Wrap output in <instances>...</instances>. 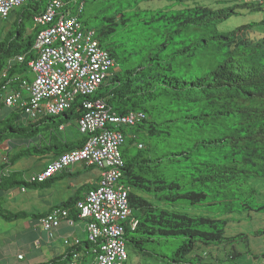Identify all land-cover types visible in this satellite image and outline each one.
I'll return each instance as SVG.
<instances>
[{
  "label": "trees",
  "instance_id": "1",
  "mask_svg": "<svg viewBox=\"0 0 264 264\" xmlns=\"http://www.w3.org/2000/svg\"><path fill=\"white\" fill-rule=\"evenodd\" d=\"M49 1L31 0L20 13L12 12L8 19L15 20L0 42V148H8L0 162V190L49 186L55 176L28 183L20 173L8 171L22 158L57 159L81 147L86 138L77 132L67 137L65 131L69 125L77 128L87 99L104 100L120 115L146 116L134 127L119 128L126 147L122 183L139 220L138 228L124 237L127 248L143 260L204 264L193 256L196 251L225 246L230 254L215 264H237L242 254L235 246L247 236L227 237L230 219L241 214L238 210H264L250 201L257 195L251 183L264 180V35L253 36L264 21L226 33L219 27L243 8L264 11V0L216 11L199 0H82L90 13H98L90 17L83 10L79 18L95 31L118 69L109 84L91 97L79 96L67 112L26 123L25 111L8 108L4 100L28 80L40 31L34 19ZM152 2L163 6L153 8ZM97 21L99 28L90 27ZM30 25L34 32H28ZM22 56L26 61L19 63ZM95 188L84 187L61 206L70 211L71 220L79 219L74 207L82 192ZM27 216L0 209V218L9 222Z\"/></svg>",
  "mask_w": 264,
  "mask_h": 264
},
{
  "label": "built area",
  "instance_id": "2",
  "mask_svg": "<svg viewBox=\"0 0 264 264\" xmlns=\"http://www.w3.org/2000/svg\"><path fill=\"white\" fill-rule=\"evenodd\" d=\"M30 1L0 0V18L8 19L12 12ZM68 1L51 0L46 10L35 17L40 31L34 40L33 59L28 62L34 78L23 81L19 92L5 97L8 108L20 107L25 111L26 123L67 112L79 96H93L116 68L115 60L101 46L95 31L85 28L80 20L83 5L75 14ZM17 60L24 63L26 56ZM22 89L27 91V97ZM83 107L86 112L77 126L79 134L86 138L84 144L52 161L30 183H43L77 165L100 169L98 186L89 190L74 207L78 218L86 222L88 241L99 246L94 251L95 264H146L131 262L124 240L128 230L138 228L139 220L134 216L129 188L122 183L125 136L109 128L134 127L145 115L141 112L119 115L104 100L87 99ZM65 220L71 221L70 211L56 207L42 216L39 224L51 232ZM65 244L79 246L80 241L66 240ZM77 258L74 254L70 264H77Z\"/></svg>",
  "mask_w": 264,
  "mask_h": 264
},
{
  "label": "crops",
  "instance_id": "3",
  "mask_svg": "<svg viewBox=\"0 0 264 264\" xmlns=\"http://www.w3.org/2000/svg\"><path fill=\"white\" fill-rule=\"evenodd\" d=\"M10 30L11 25L4 28L6 35ZM73 134L77 136L76 132ZM52 160L53 158H50L49 162ZM8 172L12 173L10 169ZM72 174L74 176H70ZM100 178L101 170L77 165L69 171L56 175L52 179L54 181L46 187L0 190V209L12 213L30 214L11 222L0 218V264H50L53 261H58L59 264H70L74 254L78 256L77 264H95L94 250L83 246L88 243L85 221L65 220L58 228L47 232L41 228L39 219L52 208L69 202L84 187L97 185ZM87 191L88 189L82 192V198ZM76 239L80 241L82 247L73 253L70 259H67L69 251L77 247L73 244L66 246L65 241L69 240L73 243ZM211 248L221 249L226 255L230 252L229 247ZM20 256L24 258L21 260ZM194 256L204 259L197 254Z\"/></svg>",
  "mask_w": 264,
  "mask_h": 264
},
{
  "label": "rangeland",
  "instance_id": "4",
  "mask_svg": "<svg viewBox=\"0 0 264 264\" xmlns=\"http://www.w3.org/2000/svg\"><path fill=\"white\" fill-rule=\"evenodd\" d=\"M68 2H69L68 3L69 7L72 8L74 11H78V8L81 7V5L83 4L82 0H69ZM197 3L209 7L213 11H216L221 8L233 7L236 5H244L250 2L248 0H199ZM27 5L28 3L25 4V6ZM150 6H153V8H155L163 5L160 4L159 2H152ZM83 10L85 14H89L91 12V8L88 5H86V7H84ZM20 12H21L20 8H18L16 10V13H20ZM97 13L98 12L90 13V17L96 16ZM13 19L15 20L14 16L6 20L0 18V42H2L7 36L4 31V28H7L10 25V22L14 21ZM262 21H264V11L262 12L255 11L254 8L250 6V9L243 8V10L240 11L238 17H234L231 20L223 23L219 27V31L221 33L231 32L237 29L238 27L249 25L255 22H262ZM100 25H101L100 21H97L96 23H93V25L90 27L96 29L99 28ZM27 28L29 33L34 32V25L27 26ZM261 35H264V28L253 30V36L260 37ZM116 69H118L117 62H116V68L112 70V73H115ZM26 77L30 80H33L34 78L29 70L26 73ZM113 77L114 76H110L107 80H105L104 85L109 84L112 81ZM22 92L24 96L27 97V91L22 89ZM49 117L51 116H44L43 118H49ZM65 132L67 135L68 132L75 133L76 130L72 128L71 125H69ZM69 139L71 141L76 140L73 138V135L71 133ZM124 148L126 147L124 146ZM7 149L8 148L5 146H2L0 148V162L1 159H5V157L7 156L4 154ZM49 161L50 158H44V159H39L36 157L22 158L17 160L15 164L10 167V171L12 173H20L21 177L28 181L33 176L39 175L41 171L44 170L45 165ZM50 163L51 162H49L48 165ZM251 187L257 190V195L254 198H252V200H250L252 205L256 206V208L259 207L264 208V180L253 181L251 183ZM55 203H57V201ZM60 207L61 206H57V208ZM238 212H240L241 214L237 213L233 215L232 218L230 219L229 225L226 228L227 237H235L242 234L247 236L246 241L245 240L239 241L238 242L239 244L235 246L236 251L242 254L241 257L238 259L237 264H264V210L259 213H245L243 212V210H238ZM256 233H263V235L256 236ZM127 251L130 255L131 262L140 263L146 261L149 262L150 264H165L152 260H143L130 249H127ZM195 254L204 257L205 264L208 263L215 264L216 260L220 258L224 259L223 255L224 256L226 255L225 251L221 249H212L211 247L210 248L201 247L198 251L195 252Z\"/></svg>",
  "mask_w": 264,
  "mask_h": 264
},
{
  "label": "clouds",
  "instance_id": "5",
  "mask_svg": "<svg viewBox=\"0 0 264 264\" xmlns=\"http://www.w3.org/2000/svg\"><path fill=\"white\" fill-rule=\"evenodd\" d=\"M50 2V1H49ZM249 2H253V1H249ZM29 4V3H28ZM49 4V3H48ZM83 5V4H82ZM83 8H84V6H83ZM82 13H83V11H82ZM81 13V14H82ZM80 20H81V18H80ZM82 21V20H81ZM83 23V22H82ZM85 26V25H84ZM115 73H116V70H115ZM115 73H112V75L111 76H114V74ZM28 80H30V79H28ZM104 85V84H103ZM91 97V96H90ZM11 109H14V108H11ZM131 113V112H130ZM142 113V112H141ZM63 114V113H62ZM118 114V113H117ZM129 114V113H128ZM144 114V113H143ZM120 115V114H119ZM126 115V114H125ZM145 115V114H144ZM58 116V115H57ZM51 117H54V116H51ZM44 119V118H43ZM145 119H146V116H145ZM144 119V120H145ZM39 120H41V119H39ZM38 121V120H37ZM34 122H36V121H33V122H31V123H34ZM142 122V121H141ZM78 123V122H77ZM120 127H124V126H116V128H115V126H111V127H109V128H111V129H115V130H118V131H120L121 133H122V131L119 129ZM68 128V127H67ZM72 128H74L75 130H76V132L79 134V132H78V126H77V128L76 127H74V126H72ZM80 135V134H79ZM124 135V134H123ZM125 136V135H124ZM80 137H83L82 135L80 136ZM125 144V143H124ZM142 146V145H141ZM140 146V147H141ZM124 147V146H123ZM80 148V147H79ZM54 160H56V159H53L52 161H54ZM51 161V162H52ZM85 166H87V165H85ZM48 167V166H47ZM87 167H93V166H87ZM74 168V167H73ZM73 168H71V169H73ZM96 168V167H95ZM71 169H69V170H71ZM96 169H98V168H96ZM45 170V169H44ZM43 170V171H44ZM69 170H67V171H69ZM100 170V169H99ZM42 171V172H43ZM41 172V173H42ZM64 172H66V171H64ZM64 172H62V173H64ZM40 173V174H41ZM101 173H102V171H101ZM61 174V173H60ZM58 175V174H57ZM101 179V178H100ZM99 182H100V180H99ZM99 182H98V184H99ZM28 183H30V180L28 181ZM98 184L96 185V187L98 186ZM130 191V190H129ZM88 192V191H87ZM86 192V193H87ZM85 196V195H84ZM84 198V197H83ZM54 208H56V207H54ZM61 208V207H60ZM88 243H90L89 241H88ZM66 245V244H65ZM76 247H78V246H76ZM225 247V246H224ZM207 248H210V247H207ZM128 249V248H127ZM95 251V250H94ZM230 252H231V248H230V250H229ZM230 252H228L227 253V255H229L230 254ZM195 255V254H194ZM193 255V256H194ZM198 255V254H197ZM130 256V255H129ZM226 256H224V258H225ZM206 258V257H205ZM201 259H203V258H201ZM221 259V258H220ZM203 261H205V259H203ZM215 262H217V260L215 261ZM140 263H146V264H150L149 262H146V261H144V262H140ZM205 264V263H204Z\"/></svg>",
  "mask_w": 264,
  "mask_h": 264
}]
</instances>
